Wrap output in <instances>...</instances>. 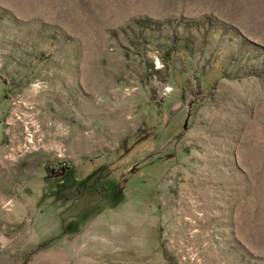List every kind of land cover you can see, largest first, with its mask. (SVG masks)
Instances as JSON below:
<instances>
[{"label": "rangeland", "instance_id": "obj_1", "mask_svg": "<svg viewBox=\"0 0 264 264\" xmlns=\"http://www.w3.org/2000/svg\"><path fill=\"white\" fill-rule=\"evenodd\" d=\"M0 264H264V0H0Z\"/></svg>", "mask_w": 264, "mask_h": 264}, {"label": "trees", "instance_id": "obj_2", "mask_svg": "<svg viewBox=\"0 0 264 264\" xmlns=\"http://www.w3.org/2000/svg\"><path fill=\"white\" fill-rule=\"evenodd\" d=\"M204 23H207L209 24V26H213L214 29H216V26L212 24V22L210 20H205ZM137 25H142V24H145V21H137V23H135ZM203 23L200 21L198 23H186L184 24V28H193V29H199L201 27Z\"/></svg>", "mask_w": 264, "mask_h": 264}]
</instances>
